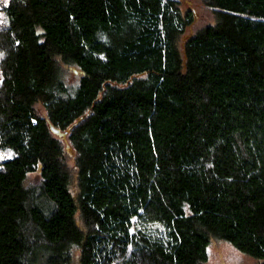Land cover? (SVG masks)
<instances>
[{"label":"trees","instance_id":"16d2710c","mask_svg":"<svg viewBox=\"0 0 264 264\" xmlns=\"http://www.w3.org/2000/svg\"><path fill=\"white\" fill-rule=\"evenodd\" d=\"M201 2H0V264H264V0Z\"/></svg>","mask_w":264,"mask_h":264},{"label":"rangeland","instance_id":"374dc122","mask_svg":"<svg viewBox=\"0 0 264 264\" xmlns=\"http://www.w3.org/2000/svg\"><path fill=\"white\" fill-rule=\"evenodd\" d=\"M0 2H6V0H0ZM180 5L183 12L190 7L194 8L196 12V19L186 29L185 35L194 33L205 25L214 22L211 10L201 0H181ZM63 68V75L67 82H73L78 78L79 71L75 65L63 64ZM77 222L80 224L78 216ZM258 261V258L237 249L229 241L212 236L207 245V260L203 264H255Z\"/></svg>","mask_w":264,"mask_h":264},{"label":"water","instance_id":"95a60500","mask_svg":"<svg viewBox=\"0 0 264 264\" xmlns=\"http://www.w3.org/2000/svg\"><path fill=\"white\" fill-rule=\"evenodd\" d=\"M51 129H52V131L55 132L56 134H62L63 137L65 136V132H60L59 129L54 128V127H51Z\"/></svg>","mask_w":264,"mask_h":264},{"label":"snow or ice","instance_id":"6c2138e0","mask_svg":"<svg viewBox=\"0 0 264 264\" xmlns=\"http://www.w3.org/2000/svg\"><path fill=\"white\" fill-rule=\"evenodd\" d=\"M3 157H0V159H2Z\"/></svg>","mask_w":264,"mask_h":264}]
</instances>
